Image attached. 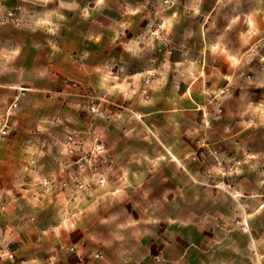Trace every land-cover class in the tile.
Segmentation results:
<instances>
[{"label":"rangeland","instance_id":"374dc122","mask_svg":"<svg viewBox=\"0 0 264 264\" xmlns=\"http://www.w3.org/2000/svg\"><path fill=\"white\" fill-rule=\"evenodd\" d=\"M179 1L0 0V33L22 34L20 44L5 42V75L18 89H6L0 143L34 147L22 153L28 180L19 188L37 193L32 212L54 209L23 217L20 232L0 233V264L46 256L52 235L53 255L76 254L74 264H85L82 240L107 230L94 224L104 217L80 215L79 192L113 191L111 181L140 190L148 178L224 193L206 209L221 208L230 229L241 226L249 247L241 264H264V73L259 88L241 85V105L199 106L182 130L156 94L175 48L173 18L188 12ZM19 58L21 69L12 68ZM244 79L253 86L252 73ZM39 113L44 122L32 120Z\"/></svg>","mask_w":264,"mask_h":264},{"label":"crops","instance_id":"0c3cea01","mask_svg":"<svg viewBox=\"0 0 264 264\" xmlns=\"http://www.w3.org/2000/svg\"><path fill=\"white\" fill-rule=\"evenodd\" d=\"M179 2L188 12L184 16L180 12L173 18L175 48L163 60L164 77L158 79L156 94L166 105L174 106L163 112L177 113L178 124L184 130L182 126L192 122V115L196 119L199 106L241 105V85L248 89L259 88L263 83L259 78L264 73L261 64L264 58V0ZM197 8L206 11L198 16ZM21 37L20 32L0 33V112L5 108L6 89H18L14 78L5 75V42L12 40L14 46L20 44ZM12 64V68L21 69L20 58L14 59ZM249 73H252L253 86L244 79ZM145 87L141 85L143 92ZM45 119L39 113L32 120L44 122ZM36 127L41 128V125ZM25 148L23 151L15 144L0 143V205L5 208L0 219V233L20 232L25 226L23 217H40L54 210L48 206L32 212L33 201L38 200L37 193L19 188L28 180L23 172L26 167L22 164V153L34 149ZM160 179L143 180L141 189L134 191L128 189V184L111 181L113 191L103 192L97 187L93 194L79 192L80 215L104 217L94 224L103 221L109 232L94 230L90 240L84 237L81 244L86 251L85 264H241L249 248L241 241V226L230 229L226 227L227 218L221 208L206 209L209 202L223 200L224 193L206 192L195 182L176 183L169 178H162L160 182ZM31 183L33 181L29 185ZM65 196L70 195L66 192ZM197 201L206 203L195 205ZM136 220L141 224L134 226ZM32 226L37 231L43 228L42 225H26ZM54 238L52 235L47 241L53 247L46 250V256H17L10 264L76 263L79 260L76 254L66 257L61 251L60 256L53 255Z\"/></svg>","mask_w":264,"mask_h":264},{"label":"built area","instance_id":"2783aa9c","mask_svg":"<svg viewBox=\"0 0 264 264\" xmlns=\"http://www.w3.org/2000/svg\"><path fill=\"white\" fill-rule=\"evenodd\" d=\"M14 107H15V106H14ZM7 133H8V128H7V126H6V123H4V124H2L1 127H0V135H1V136H6ZM100 183L102 184L103 181H100ZM70 251H71V252H74V248H70ZM98 256H99V255H96V257H98ZM155 259H158V258L155 257ZM78 264H83L82 260H80V261L78 262Z\"/></svg>","mask_w":264,"mask_h":264},{"label":"bare ground","instance_id":"6f19581e","mask_svg":"<svg viewBox=\"0 0 264 264\" xmlns=\"http://www.w3.org/2000/svg\"><path fill=\"white\" fill-rule=\"evenodd\" d=\"M261 207H264V204H262V206ZM252 245H254V241H252Z\"/></svg>","mask_w":264,"mask_h":264}]
</instances>
